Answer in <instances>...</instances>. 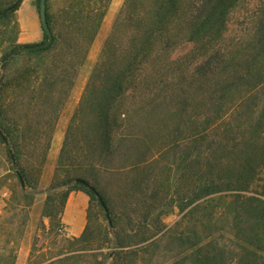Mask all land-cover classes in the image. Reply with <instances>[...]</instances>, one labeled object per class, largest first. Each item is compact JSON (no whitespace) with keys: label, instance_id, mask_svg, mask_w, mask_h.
Instances as JSON below:
<instances>
[{"label":"trees","instance_id":"16d2710c","mask_svg":"<svg viewBox=\"0 0 264 264\" xmlns=\"http://www.w3.org/2000/svg\"><path fill=\"white\" fill-rule=\"evenodd\" d=\"M61 1L54 10L47 0L53 43L25 51L36 63L12 72L2 63L0 145L26 185L6 212L22 214L20 232L54 119L112 0ZM22 2L0 0V12ZM241 2L124 1L67 126L55 168L66 191L42 211L58 225L81 189L87 225L28 264H264V0L239 13ZM184 43L191 50L173 57ZM25 104L37 118L17 117ZM93 204L111 227L97 223ZM16 260L6 240L0 264Z\"/></svg>","mask_w":264,"mask_h":264},{"label":"rangeland","instance_id":"374dc122","mask_svg":"<svg viewBox=\"0 0 264 264\" xmlns=\"http://www.w3.org/2000/svg\"><path fill=\"white\" fill-rule=\"evenodd\" d=\"M12 1L15 2L16 0ZM124 1L125 0L111 1L98 34L88 52L87 59L85 63L79 67L73 86L64 101V105L61 107L58 116L54 119L51 148L48 152L47 161L40 173L39 183L35 189H28L33 195L32 204L27 208L28 218L21 232L18 230V226H20L22 214L20 213L13 218H9L10 216H7L6 209L18 206V203L15 202V200L13 201V198L19 196L22 187L26 188V185L21 182V179L19 181L18 177L15 175V170L12 169V163L6 154H4L1 148L2 146L0 145V248L5 244L6 240L9 241V247L13 246L16 248L17 260L15 264H28L29 260L32 262H42L48 256L58 253L62 247H65V238L73 237L69 235V230L67 229L68 222L65 218L66 207L69 206L68 214H70V218L73 217L75 221H78L80 218L78 211H76V207L83 204L86 210L89 207V195L81 189H76L71 191L67 197L64 212L58 225H55V222L51 220V218L42 215L44 202L47 197L49 196L56 199L55 203L60 205L64 190L67 188V185L63 184L56 186L59 177L56 176L55 173L67 126L81 100L90 73L100 56L106 38L110 33L114 20L120 12ZM259 1L260 0H242L237 7V11L239 13L247 12L253 2L258 3ZM52 2V9L54 10L62 3L61 0H52ZM35 31L40 32V37L25 42V40L28 39L25 35H30ZM47 40L41 27L40 0H23L18 10L13 13L10 12V8L0 12V77L4 72L2 70V63L6 61H4L3 58L11 49L22 45L42 43ZM191 48L192 43H184L175 50L173 57L182 56L189 52ZM26 50L27 49H20L16 51L20 52L19 54L15 52L7 59L10 60L7 67L8 72H12L16 68L20 69L24 66L34 65L36 63V57L26 54ZM33 108L34 107H32V109ZM26 113L29 114L28 118L30 119L37 118V110L33 109L30 111L29 106L26 104L24 106H19L16 115L18 117L26 115ZM82 197H85L84 202L82 201ZM22 204L24 203L22 202ZM92 207V214L96 217L97 223L102 226L109 225V227H111V220L107 211H105L104 216V213H102L95 204H93ZM20 209L22 208L13 211L19 213ZM6 218L8 219L6 220ZM178 218L179 215L177 210H175L165 217V222L172 226ZM2 224L4 225L3 227ZM6 231L10 233V236L5 234ZM56 233H61V235H56ZM107 251L108 248L102 247L95 250V255H97L99 259H102ZM106 263L109 264V259L106 260Z\"/></svg>","mask_w":264,"mask_h":264},{"label":"crops","instance_id":"0c3cea01","mask_svg":"<svg viewBox=\"0 0 264 264\" xmlns=\"http://www.w3.org/2000/svg\"><path fill=\"white\" fill-rule=\"evenodd\" d=\"M25 36H27L26 38H28L25 40V42H28V40L39 38L40 32L35 31L32 34L25 35ZM53 146H54V144H53ZM82 201L83 202L85 201V197H82ZM68 208H69V206H67L65 209V218L67 219V222H68L67 229L69 230V235H72L73 237L80 236L81 233L83 232V230L85 229L86 225H87V210H88V208L86 210L84 204L81 206L78 205L76 207L77 208L76 211H78L79 217H80L78 221L73 220V217L70 218V214H68Z\"/></svg>","mask_w":264,"mask_h":264},{"label":"water","instance_id":"95a60500","mask_svg":"<svg viewBox=\"0 0 264 264\" xmlns=\"http://www.w3.org/2000/svg\"><path fill=\"white\" fill-rule=\"evenodd\" d=\"M46 6H47V0H40V18H41V24L43 26V29L48 35V40L44 41L42 43H36V44H29V45H22L15 47L11 49L3 58V60H7L9 57H11L16 51L20 49H27V50H33V49H42L47 48L53 43V34L51 32V29L49 27L48 21H47V14H46ZM21 182L24 184V180L22 178V175L18 173Z\"/></svg>","mask_w":264,"mask_h":264}]
</instances>
